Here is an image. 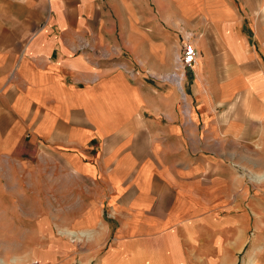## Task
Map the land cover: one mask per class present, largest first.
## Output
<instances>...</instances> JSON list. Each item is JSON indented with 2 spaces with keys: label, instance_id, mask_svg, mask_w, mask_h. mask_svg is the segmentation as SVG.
Wrapping results in <instances>:
<instances>
[{
  "label": "crops",
  "instance_id": "obj_1",
  "mask_svg": "<svg viewBox=\"0 0 264 264\" xmlns=\"http://www.w3.org/2000/svg\"><path fill=\"white\" fill-rule=\"evenodd\" d=\"M1 220L0 264H264V0H0Z\"/></svg>",
  "mask_w": 264,
  "mask_h": 264
},
{
  "label": "rangeland",
  "instance_id": "obj_2",
  "mask_svg": "<svg viewBox=\"0 0 264 264\" xmlns=\"http://www.w3.org/2000/svg\"><path fill=\"white\" fill-rule=\"evenodd\" d=\"M2 216V214H1ZM9 220H1L0 225L1 226H7ZM15 230H7L4 229L1 231L0 235V248H11V249H0V257H3L4 259H10L15 257L18 253H20L22 250L16 249V248H24V244L22 243L20 245L21 236L19 237L17 234H15Z\"/></svg>",
  "mask_w": 264,
  "mask_h": 264
},
{
  "label": "built area",
  "instance_id": "obj_3",
  "mask_svg": "<svg viewBox=\"0 0 264 264\" xmlns=\"http://www.w3.org/2000/svg\"><path fill=\"white\" fill-rule=\"evenodd\" d=\"M195 59V50L192 44L186 39L181 43V50L176 57V65L180 68H191Z\"/></svg>",
  "mask_w": 264,
  "mask_h": 264
}]
</instances>
